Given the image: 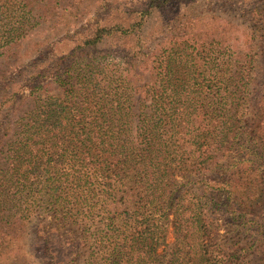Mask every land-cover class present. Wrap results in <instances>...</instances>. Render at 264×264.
<instances>
[{"label": "trees", "instance_id": "trees-1", "mask_svg": "<svg viewBox=\"0 0 264 264\" xmlns=\"http://www.w3.org/2000/svg\"><path fill=\"white\" fill-rule=\"evenodd\" d=\"M200 1L115 9L127 22L99 26L24 96L12 77L23 43L48 26L77 29L98 0H0V264L244 263L238 245L261 234L264 94L253 89L264 0H247L242 40L227 38L222 56L207 47L220 28L209 38L195 29L235 25L190 14ZM153 15L161 42L148 53ZM114 38L122 45L98 53ZM127 38L136 46L125 49ZM32 220L33 262L19 243Z\"/></svg>", "mask_w": 264, "mask_h": 264}, {"label": "rangeland", "instance_id": "rangeland-1", "mask_svg": "<svg viewBox=\"0 0 264 264\" xmlns=\"http://www.w3.org/2000/svg\"><path fill=\"white\" fill-rule=\"evenodd\" d=\"M140 0H98V2L93 3V7L91 12L88 14H84L81 18V22L77 29L69 32V33H58L52 32L50 27H46L44 29H40L39 31L35 32L31 38L26 40L21 48L20 54L21 57L19 62L18 71L12 74V77L15 79L14 90L17 92L22 91L24 96L30 94V88L33 87V76L36 73H39L43 70L48 69L46 75L48 78L52 75L51 67L57 65V61L64 55L70 54L71 50L75 48V46L81 44L85 38H90L94 35L95 31L99 26H113L117 22H120L123 18L125 21L127 20L126 16L122 17V12L132 5L137 3ZM249 1L247 0H210V2H205V0L191 3L188 2L186 8H188L190 14L193 16H201V18H217L225 21L232 22L235 25V29H231L229 26H225L223 21H219V24L212 25V23L208 24L206 22L205 27H198L195 30L198 32L197 34L201 35L202 37L209 38L213 35L215 30H218L220 39L218 42H213V44H208L209 49H217L219 54L222 56L226 52L227 46V38L233 37L235 39H241L244 34L240 26H246L249 24L246 18H243V10L245 9L246 4ZM186 6L185 4L176 5V9L171 11H175L180 9L181 7ZM91 7V6H90ZM120 8L122 12H117L115 9ZM185 8V7H183ZM169 9H172L170 7ZM176 11V12H177ZM127 22V21H126ZM160 28V20L158 16L153 15L150 24L144 30L141 38L143 40L142 47H145L147 50L146 52H152L158 44H160L161 39L158 37L157 30ZM203 29V30H202ZM202 30V31H200ZM195 32V31H194ZM170 33V32H169ZM167 33V36L170 34ZM137 39L135 38H127L126 40H121L122 43L125 44V49L133 48L136 46L135 43ZM172 39L166 43L167 47L172 46L171 43ZM181 39H174L175 42H181ZM117 39H109L106 41L105 44L101 43L97 47L98 53H107L110 49L115 51L116 46L122 45L121 43H116ZM237 51L244 52L242 47V42L238 43ZM138 49L139 47H135ZM260 53V58L258 60V69H257V76L256 82L253 89V94L260 98L261 95L264 94V50ZM244 53H247L245 51ZM121 56V55H119ZM122 57V56H121ZM262 57V58H261ZM117 61L119 57L117 56ZM0 72H7L6 65L4 63L0 64ZM51 74V75H50ZM21 88V89H20ZM24 90V91H23ZM55 93V92H53ZM6 98L2 99V103L5 101ZM32 102H28L23 107L22 113L28 111L30 109V105ZM5 106H8L6 104ZM257 215L260 217V235L256 236L258 243L255 246H252L249 240H244L241 245H238V248H247L249 249L248 252L242 251L241 254L244 256L243 264H264V194H263V204H261L256 209ZM219 223L222 225L221 234L228 235L226 230V223L224 219L219 218ZM38 223L32 220L31 226L29 231L27 232L25 238L19 242L23 245L25 251L29 254L27 257L29 261L33 262V246L35 244V229L37 228ZM45 226V225H44ZM228 242L230 245L238 244V238H233L228 236ZM240 244V241H239ZM249 244V245H248ZM240 246V247H239ZM253 247V248H248ZM237 248V247H236Z\"/></svg>", "mask_w": 264, "mask_h": 264}]
</instances>
